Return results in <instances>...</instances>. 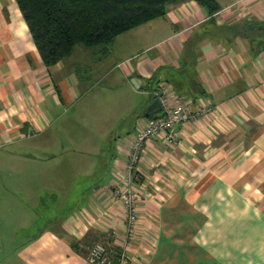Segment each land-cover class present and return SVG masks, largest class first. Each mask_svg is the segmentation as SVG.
<instances>
[{
  "label": "crops",
  "instance_id": "obj_1",
  "mask_svg": "<svg viewBox=\"0 0 264 264\" xmlns=\"http://www.w3.org/2000/svg\"><path fill=\"white\" fill-rule=\"evenodd\" d=\"M214 1L211 15L171 0L107 55L78 46L47 67L17 1L0 0V203L16 251L2 264H91L97 243L123 253L112 189L140 121L162 114L147 115L162 87L216 113L177 125L176 144L147 141L125 264H264V37L246 31L264 25V0ZM47 202L55 210L33 233Z\"/></svg>",
  "mask_w": 264,
  "mask_h": 264
},
{
  "label": "trees",
  "instance_id": "obj_2",
  "mask_svg": "<svg viewBox=\"0 0 264 264\" xmlns=\"http://www.w3.org/2000/svg\"><path fill=\"white\" fill-rule=\"evenodd\" d=\"M16 1L42 62L52 67L70 57L78 46L99 47L107 55L120 35L164 17L171 0ZM197 1L208 7L211 15L219 10L214 0ZM246 31L255 40L264 37V25L248 26ZM115 256L114 262L120 254Z\"/></svg>",
  "mask_w": 264,
  "mask_h": 264
},
{
  "label": "built area",
  "instance_id": "obj_3",
  "mask_svg": "<svg viewBox=\"0 0 264 264\" xmlns=\"http://www.w3.org/2000/svg\"><path fill=\"white\" fill-rule=\"evenodd\" d=\"M155 96L160 101L162 114L149 116L140 121L139 129L130 143L129 159L123 169L121 182L112 189L114 199L120 201L126 209L128 237L122 244L123 253L120 254L122 264H125L127 259L124 250L132 248L135 229L140 220L142 193L135 177L147 141L160 137L168 145L176 144L180 141L179 133L174 130L177 125L205 121L216 113L214 105L204 103L194 108L187 98L167 87H162ZM88 259L91 264H114L112 250L103 243H97L90 249Z\"/></svg>",
  "mask_w": 264,
  "mask_h": 264
},
{
  "label": "rangeland",
  "instance_id": "obj_4",
  "mask_svg": "<svg viewBox=\"0 0 264 264\" xmlns=\"http://www.w3.org/2000/svg\"><path fill=\"white\" fill-rule=\"evenodd\" d=\"M88 48V47H86ZM148 98V97H147ZM115 99V98H114ZM59 161H57L58 163ZM60 164V163H59ZM1 174V177L3 180L6 179L7 176V170H4ZM7 189V186L4 185V189ZM5 195H7V191L4 192ZM19 203V202H16ZM37 214L40 215V220L37 222V224L33 228V233L35 231L41 229L43 226H45L49 221L44 218V215L50 214V212H54L55 204L53 202H47L45 204L38 205L37 207ZM7 210V203L1 202L0 203V264L4 263L7 258L15 254L16 251L13 250H7L6 243H9L10 238H8L9 234L7 233V224H6V214ZM33 235V234H31ZM16 236V235H15ZM13 239H15L14 235L12 236V242ZM11 242V243H12ZM20 242H15V246H18Z\"/></svg>",
  "mask_w": 264,
  "mask_h": 264
},
{
  "label": "water",
  "instance_id": "obj_5",
  "mask_svg": "<svg viewBox=\"0 0 264 264\" xmlns=\"http://www.w3.org/2000/svg\"><path fill=\"white\" fill-rule=\"evenodd\" d=\"M161 109V104L158 98H156L153 103L149 106L147 115L149 116L152 112H154V109Z\"/></svg>",
  "mask_w": 264,
  "mask_h": 264
}]
</instances>
